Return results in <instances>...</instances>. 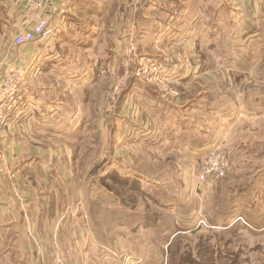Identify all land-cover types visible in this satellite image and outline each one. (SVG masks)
<instances>
[{
  "label": "rangeland",
  "instance_id": "374dc122",
  "mask_svg": "<svg viewBox=\"0 0 264 264\" xmlns=\"http://www.w3.org/2000/svg\"><path fill=\"white\" fill-rule=\"evenodd\" d=\"M76 1L78 9L70 19L72 21L68 33L74 49L79 53L77 58H80V64L86 65L90 73L84 83L74 80V84L48 88L51 90L47 94L50 100L46 101L47 110L42 109V112L45 115L48 111L50 115L53 114L49 124L54 132L43 133L41 139L47 143L51 141V145L59 148L57 153L61 161L55 171L60 174L59 169H62L66 174H71L68 181L58 177L57 188L61 191L67 188V193L74 197V202H77L73 194L76 190L85 192L91 209L89 211H92L93 216L96 215L91 221L97 222L102 241L107 244L99 246L104 252L102 258L97 259L90 256L88 246L83 245L84 255L88 257L86 264H99L102 261L103 264H264V235H259L258 228L249 227L259 222L258 217L252 214L249 218L241 215V210L248 204L247 201L243 209V195L248 188L257 187L258 173L264 169V161L261 159H264V148L260 151L257 145H251L252 141L256 143V131L252 132L251 127L249 135H244L245 125L242 120L236 118L232 121L230 118L227 120L220 117L208 120L205 119L208 114L203 110V114L199 113L203 118L195 119L197 125L203 127L201 132L189 135L183 133L182 129L178 132L179 127L176 125L174 127L177 130L167 126L161 112L162 105L167 103L184 105L179 88L183 81L197 77L228 81L254 77L247 68L239 65H236L239 69L234 70L229 65L216 64V55L220 56V62L224 64L223 60L226 62L227 58H233L237 51L234 41L229 44L227 32H221L230 28L238 30V25L245 22L234 20L236 12L228 3L229 0H202L199 16L196 17V26H199L201 35L197 41L206 45V51L194 54L187 50L184 53L185 50L181 51V47L184 42L189 43L187 39H176L165 45L163 35H143L148 24L145 14L140 19L139 26L143 28L141 32L133 21L135 15L131 12L122 14V0ZM135 1L141 2H131ZM147 1L143 0L144 6H147ZM208 2H212L210 7ZM169 13L171 12L167 10L166 14ZM173 18L174 13H171L169 19ZM177 19L174 18V24H177ZM190 19L188 17L189 24ZM10 28L6 13L0 8V32ZM191 42L190 40V44ZM8 44L10 52L6 50ZM18 48L20 47L13 44L11 37L0 33V63L9 58L6 65H0L1 68L4 66L3 71L9 63L15 62ZM232 51L234 53L231 56ZM236 56L240 57V54L237 53ZM148 61L158 66L149 75V81L139 78L133 71V68L145 66ZM164 70L165 75L160 77ZM170 76L173 79L168 80L171 85L169 89L174 93L173 97L168 96L164 89L165 78ZM45 80L47 82L48 78ZM116 86H120L122 92L116 99H112ZM230 88L234 99L240 98L241 102V94L249 87L243 82ZM124 92L125 96H129L125 103L129 99L133 100L139 110L147 111L153 120L144 124L140 117H136V123L143 125L145 129H156L157 133H163V136L154 139L163 145V150L155 152L157 156L149 155L142 167L147 176L161 180L166 185L163 191L155 193V197L152 193V198L148 193L141 195L134 191L137 194H132L131 183L134 182L130 179V170L133 167L137 171V165L131 166L128 163L130 154L122 157L119 152L114 151L112 139L115 124L121 118L118 114L122 107L115 110L119 97ZM152 93L159 100L160 109H155V103L151 102ZM204 94L208 95L210 92ZM162 98L165 103L160 101ZM240 102H232L230 105L239 106ZM131 112L125 110L126 118L121 119L130 120ZM154 112L157 114H153ZM212 120H216L213 121V134L209 128ZM224 120L227 121V126L222 123ZM37 124L38 122L35 123ZM220 124L221 131H217V125ZM250 126L254 128L257 123ZM246 144H249L248 148ZM217 148L224 152L231 164L227 175L213 180L212 186H209L205 184L202 167L206 156ZM148 154L147 151L143 152V155ZM155 158H160L162 162L153 164L151 159ZM132 160L134 161L133 158ZM13 174L12 171V175L3 176L9 187L14 179ZM136 187L140 189L137 185ZM64 194L61 197L63 204L68 200ZM92 203L93 206L90 207L89 204ZM136 203L138 205L135 208L133 205ZM129 205L140 213L130 212ZM249 210L255 214V206H250ZM239 217H243L244 221ZM81 219H88V214L82 215ZM234 219L247 229L231 230L230 223ZM201 221L203 222L200 223ZM196 228L198 230H193ZM56 230L57 233L63 232L72 237L67 231H62L60 226ZM28 233L30 239H33L29 229ZM76 234L80 237L79 240L87 237L83 230ZM19 235L22 238L19 230H11L8 234L7 229L0 228V264H27L25 243L24 240L18 241ZM8 236L16 238L9 243ZM27 248L31 249L32 246ZM80 249L81 246L75 247L74 253L79 254Z\"/></svg>",
  "mask_w": 264,
  "mask_h": 264
},
{
  "label": "crops",
  "instance_id": "0c3cea01",
  "mask_svg": "<svg viewBox=\"0 0 264 264\" xmlns=\"http://www.w3.org/2000/svg\"><path fill=\"white\" fill-rule=\"evenodd\" d=\"M20 1L0 0V8L5 11L11 26V31L7 29L6 33L2 31L0 33L11 37L12 40L15 33L22 27L25 18ZM131 1L122 0L124 8L122 14L131 12L133 16L135 15L133 21L138 25L139 31L142 32L143 28L139 25H141L140 19H143L144 13L145 21L148 24H146V31L143 35H147L146 37H149L148 34L152 37L163 35L165 45L171 44L176 39H187L189 43L184 42V46L188 51L190 50L194 54L206 51V45L203 46L197 41L201 35L199 26H196V17L199 16L203 4L202 0H148L147 3L145 2L147 6H144L143 0L140 3L139 1L134 3ZM228 3L236 12L234 20L238 22L240 19L245 23L238 25V30L233 31L230 28L221 32L223 34L227 32L226 34L230 39L229 44L234 41L237 51H235L233 58H227L226 62L223 60L224 64L220 62V56L216 55V64L229 65L230 69L234 70L239 69L236 66L239 65L247 68L249 73L254 74V77L236 79L238 81L197 77L183 81L179 88L182 91L181 101L184 100L182 102L184 105H169L168 103L162 105V117L171 129L174 130L176 125L179 127L178 132L182 129L183 133L189 135L194 132H201L203 127L198 126L195 119L203 118L199 113L203 114L204 111L208 114L205 117L208 120L218 117L227 120L230 118L232 121L236 118L237 120L240 119L245 125L244 135H249L251 127L252 132L253 130L256 131L258 139L256 138V143L252 141L251 145H257L262 151L264 148V125H262L264 122V0H229ZM211 5L212 2H208V6ZM77 9L76 0H56L49 7L50 31L38 37L34 42L19 46L20 48L17 49L18 54L14 63L24 71L22 90L25 102L19 114L16 115L12 126L0 132V148L6 151L14 172L12 184L9 183L11 187L0 178V228L7 229L8 234L11 230L22 232V238L19 235L18 241L24 240L26 247L25 262L27 264H86L88 257L84 255L85 246L83 245L88 246V254L93 255L96 259L97 257L102 258L104 252L103 249L99 248L105 244L98 231L100 227L97 226V222L91 221V219H95L96 215L93 216L92 211H89L91 209L87 204L85 192L76 190L73 194L77 202H74V197L67 193V188L65 191L57 188L59 185L58 177H61L63 181H68L71 174H66L62 169H59L60 174L57 170L55 171L56 166L59 168L58 162L61 161L58 157L59 153H57L59 148L57 145L55 147L51 145L53 144L51 141L47 143L41 139L43 133L54 132L52 125L49 124L53 114L50 115L48 111L45 115L42 112V109L47 110L48 103L46 101L50 100L47 94L48 90H51L48 88L54 85L74 84V80L84 83L90 73L89 68L85 67L86 65L80 64V58H77L79 53L74 49L73 42L70 41V33H68L70 21H72L70 19L74 17ZM175 9L178 13L176 16L178 18L177 24L171 23L169 19V15L175 13ZM167 10L171 13L166 14ZM163 13L165 14L162 15ZM188 17H191V24H189ZM214 17L216 16L214 15ZM190 40L192 41L191 44ZM6 50L10 52L9 44ZM233 53L234 51L230 55L232 56ZM237 53L240 54V57L236 56ZM8 61L9 58L3 60L0 65H6ZM228 61L230 63H227ZM192 69L194 70V65H192ZM3 70L4 66L2 68L0 66V80L5 74ZM46 77L48 78L47 82ZM243 82L249 88L241 94L243 98L240 102V98L234 99L235 96L230 93L232 90L230 86ZM208 91L210 94H204ZM61 99L64 98L61 97ZM150 100L155 103V109H160L159 100L155 93H152ZM160 101L165 103L163 98ZM232 102L234 104L240 102V105L231 106ZM125 110L132 111L130 120H122L124 117L126 118ZM153 114L157 113L154 112ZM118 116H121L122 119L118 118L115 124L114 151L119 152L122 157L130 154L131 158L128 163H131V166L137 165L138 169L136 171L132 167L130 170V179L134 182L131 183L133 189L130 188L133 190L132 194H137L136 192L141 195L148 193L151 198L153 195L155 197L157 191H163L166 188L165 182L147 176L146 170L142 167L149 155L157 156L155 152L163 150V145L154 140L163 136V133H157L156 129H145L143 125L136 123V117H140L144 124L153 120L150 119L147 111L142 109L140 111L131 99L122 106ZM213 121L216 120H212V124L209 121L212 134ZM36 122H38L37 125H35ZM222 123L228 125L225 120ZM255 123L257 126L254 128L250 126V124ZM221 124L217 125L219 129L217 131H221ZM104 131L105 127L103 128ZM246 146L248 148L249 144ZM145 151L149 154L143 155ZM261 159L263 162L264 159ZM151 161L155 165L162 162L160 158L151 159ZM260 171L257 187L248 188L246 194L243 195L245 201L243 202V209L246 207L247 201L248 204L241 211L242 215L247 218L250 214L258 217L257 221L259 222H256V225L253 224L254 226L249 224V227L258 228L259 235H264V169ZM20 181L21 183H19ZM62 194L69 200L65 204L61 202ZM252 204H255V214L258 213L257 215L249 210L250 206L253 207ZM89 205L92 207L93 203ZM137 205L136 203L133 206L136 208ZM133 206L129 205L130 212L140 213V211L134 210ZM63 210L67 211L64 212ZM86 213L88 219L83 221L81 217ZM249 220L251 221V219ZM59 226L62 231H67L72 237H68V234H63V232L57 233L58 230L56 229H59ZM28 229L31 231L33 239H30ZM81 230L86 232L87 237L79 240L80 237L76 236L78 235L76 232L81 233ZM14 238L16 237L8 236L6 239L7 242L11 243ZM31 246V249L27 248ZM79 246L81 249L76 255L74 248ZM62 247L66 248L63 249ZM103 263L104 261L99 262V264Z\"/></svg>",
  "mask_w": 264,
  "mask_h": 264
},
{
  "label": "built area",
  "instance_id": "2783aa9c",
  "mask_svg": "<svg viewBox=\"0 0 264 264\" xmlns=\"http://www.w3.org/2000/svg\"><path fill=\"white\" fill-rule=\"evenodd\" d=\"M56 0H21V7L24 11L25 18L22 27L15 33L13 37V44L15 46H22L27 43H32L37 40L38 37L47 34L50 31L51 24L49 22V7L54 4ZM178 15L177 11L174 13V18ZM170 20L171 23H174ZM184 53L188 52L185 46L181 47V51ZM143 60V59H141ZM143 62H147L144 61ZM151 62L145 63V66L138 65L134 73L139 77L149 81V75L154 70L158 69V66L150 64ZM154 63V62H153ZM159 65L158 63H155ZM165 75V70L160 74V77ZM172 76L165 78V93L168 96H175L169 88H171L170 81ZM173 79V78H172ZM24 83V71L19 69L17 65L9 63L5 69V74L0 80V132L9 129L15 120L16 115L21 111V107L25 102L23 93ZM122 88L120 86L115 87V94L113 95L116 99ZM206 156L204 160L202 173L205 176V184L212 186L213 180H218L227 175L230 168V160L224 155V152L219 148L215 149ZM12 167L8 159L6 151L0 148V178L3 179L4 175H12ZM210 178V180H208ZM8 180V179H7ZM244 221L243 217H239ZM201 221L200 223H202Z\"/></svg>",
  "mask_w": 264,
  "mask_h": 264
},
{
  "label": "trees",
  "instance_id": "16d2710c",
  "mask_svg": "<svg viewBox=\"0 0 264 264\" xmlns=\"http://www.w3.org/2000/svg\"><path fill=\"white\" fill-rule=\"evenodd\" d=\"M126 92V91H125ZM125 92L119 97V102L117 103L118 105H117V107H116V110L115 111H117V109L119 108V107H122L124 104H125V102H126V100L129 98V96H125ZM112 141L115 143V138H113L112 139ZM251 195V194H250ZM252 196V195H251ZM234 201V200H233ZM236 202V201H235ZM233 205H234V203H233ZM252 206H255V204H252ZM242 215V214H241ZM232 219V218H231ZM232 221V220H231ZM230 221V222H231ZM229 222V223H230ZM230 228H231V230H239V229H247V227L246 226H244V225H242V223H240L239 221H236L235 219L230 223ZM193 230H198V228H196V229H193Z\"/></svg>",
  "mask_w": 264,
  "mask_h": 264
}]
</instances>
